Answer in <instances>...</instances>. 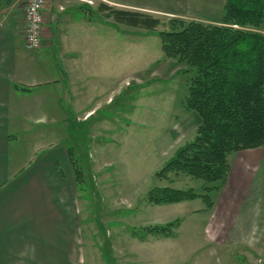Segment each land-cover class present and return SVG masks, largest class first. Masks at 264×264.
<instances>
[{
  "label": "rangeland",
  "instance_id": "374dc122",
  "mask_svg": "<svg viewBox=\"0 0 264 264\" xmlns=\"http://www.w3.org/2000/svg\"><path fill=\"white\" fill-rule=\"evenodd\" d=\"M54 1L57 4L58 0ZM59 1L66 6L69 18L95 19L92 25L84 26L83 21L78 27L73 24L70 33L77 30L81 36L80 26L87 27L83 41L68 36L57 50L70 47L71 67L80 68L82 63L92 68L93 72L72 74L71 81L77 83L84 76L89 82L82 96L89 98L86 105L94 111L88 120L75 112L70 120L61 121L57 113L49 115L52 107L46 106L43 114L41 107L39 114L48 119L29 122L35 130L32 136L11 137L10 142L13 152L26 150L29 142L32 147L68 149L71 170L79 177L78 196L72 197L78 215L72 226L82 241L81 264H264V176L261 178L260 172L249 174L246 188L254 177L252 192L256 198L263 197L260 201L253 198L245 211L240 210L244 201L238 196L227 214H219L216 208L221 193L217 191L211 193L214 205L210 209L201 198L168 204L148 200L154 187L203 192V181L185 172L170 171L156 177L178 149L194 139L200 121L182 105L189 76L181 65L164 57L157 33L169 30L172 18L202 21L190 16L193 2L87 0L96 8L104 3L160 18L157 28L146 29L105 16L103 20L99 12L90 9L73 8L79 0ZM48 51L42 50L40 62L57 64L58 54L54 58L50 50L48 57ZM90 99L99 100L91 103ZM235 155L231 154V164ZM176 219L174 237L143 231L149 225ZM75 246L72 254L78 252Z\"/></svg>",
  "mask_w": 264,
  "mask_h": 264
},
{
  "label": "crops",
  "instance_id": "0c3cea01",
  "mask_svg": "<svg viewBox=\"0 0 264 264\" xmlns=\"http://www.w3.org/2000/svg\"><path fill=\"white\" fill-rule=\"evenodd\" d=\"M191 1L190 16L207 23L219 22L225 0ZM54 3L47 0L42 45L33 51L25 47L22 6L16 0H0V264H81L82 260V241L72 226L78 215L73 209L78 187L68 149L39 144L32 147L29 142L26 150L13 152L10 142L11 137L32 136L35 130L28 123L48 119L42 115L46 106L52 107L49 115L57 113L61 121L70 120L75 112L80 119L88 120L94 111L86 105L89 98L82 96L89 82L83 80L84 76L77 83L71 81L72 74L93 72L92 68L80 62V68L71 67L70 47L57 52L59 43L67 42L68 36L83 41L88 32L84 26L94 24V18H69L66 6L59 0ZM91 3L79 0L73 8L99 12L103 19L100 5L96 8ZM80 23L84 35L77 30L70 33L72 25L78 27ZM260 29L264 33V21ZM48 49L47 56L50 50L54 58L58 54L57 64L52 60L40 62L42 50ZM61 58H65L64 64ZM41 107L44 110L39 114ZM48 152L50 156H45ZM234 153L228 180L217 191L221 193L216 208L219 214H227L238 196L243 197L240 210L245 211L257 197L252 192L254 177L246 188L249 174L253 171L264 176V147ZM73 246L78 252L72 254Z\"/></svg>",
  "mask_w": 264,
  "mask_h": 264
},
{
  "label": "trees",
  "instance_id": "16d2710c",
  "mask_svg": "<svg viewBox=\"0 0 264 264\" xmlns=\"http://www.w3.org/2000/svg\"><path fill=\"white\" fill-rule=\"evenodd\" d=\"M103 16L121 24L155 29L160 18L102 3ZM264 0H225L219 22L172 18L160 30L161 48L188 74L185 109L199 117L196 136L179 148L156 177L185 172L203 181V192L154 187L152 204L179 203L201 198L207 208L211 193L227 182L231 154L264 147ZM76 182L79 177L75 172ZM179 219L143 228L147 235L174 237Z\"/></svg>",
  "mask_w": 264,
  "mask_h": 264
},
{
  "label": "built area",
  "instance_id": "2783aa9c",
  "mask_svg": "<svg viewBox=\"0 0 264 264\" xmlns=\"http://www.w3.org/2000/svg\"><path fill=\"white\" fill-rule=\"evenodd\" d=\"M22 6L25 16V47L37 50L42 44L44 10L47 0H16Z\"/></svg>",
  "mask_w": 264,
  "mask_h": 264
}]
</instances>
